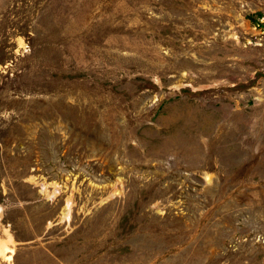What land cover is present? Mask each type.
Segmentation results:
<instances>
[{
  "label": "rangeland",
  "instance_id": "374dc122",
  "mask_svg": "<svg viewBox=\"0 0 264 264\" xmlns=\"http://www.w3.org/2000/svg\"><path fill=\"white\" fill-rule=\"evenodd\" d=\"M0 264H264V0H0Z\"/></svg>",
  "mask_w": 264,
  "mask_h": 264
}]
</instances>
